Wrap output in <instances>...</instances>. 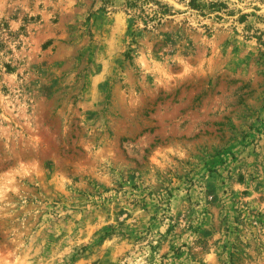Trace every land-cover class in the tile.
Here are the masks:
<instances>
[{
    "label": "rangeland",
    "instance_id": "rangeland-1",
    "mask_svg": "<svg viewBox=\"0 0 264 264\" xmlns=\"http://www.w3.org/2000/svg\"><path fill=\"white\" fill-rule=\"evenodd\" d=\"M195 4L0 0V264H264V0Z\"/></svg>",
    "mask_w": 264,
    "mask_h": 264
},
{
    "label": "trees",
    "instance_id": "trees-1",
    "mask_svg": "<svg viewBox=\"0 0 264 264\" xmlns=\"http://www.w3.org/2000/svg\"><path fill=\"white\" fill-rule=\"evenodd\" d=\"M103 5H104V2H103ZM188 5H190V7H196V4H195V0H188ZM160 15H162V12H159ZM125 57L128 58V52H125Z\"/></svg>",
    "mask_w": 264,
    "mask_h": 264
}]
</instances>
